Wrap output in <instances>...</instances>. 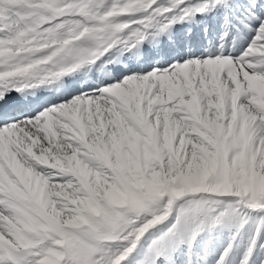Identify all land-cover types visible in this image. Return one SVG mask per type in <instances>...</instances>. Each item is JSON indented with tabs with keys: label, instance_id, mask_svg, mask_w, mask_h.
I'll return each instance as SVG.
<instances>
[{
	"label": "snow or ice",
	"instance_id": "1",
	"mask_svg": "<svg viewBox=\"0 0 264 264\" xmlns=\"http://www.w3.org/2000/svg\"><path fill=\"white\" fill-rule=\"evenodd\" d=\"M0 264H264V0H0Z\"/></svg>",
	"mask_w": 264,
	"mask_h": 264
}]
</instances>
